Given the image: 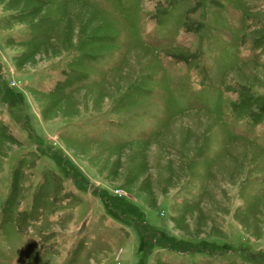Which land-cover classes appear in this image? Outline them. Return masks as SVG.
<instances>
[{
    "label": "rangeland",
    "instance_id": "obj_1",
    "mask_svg": "<svg viewBox=\"0 0 264 264\" xmlns=\"http://www.w3.org/2000/svg\"><path fill=\"white\" fill-rule=\"evenodd\" d=\"M0 264H264V0H0Z\"/></svg>",
    "mask_w": 264,
    "mask_h": 264
}]
</instances>
